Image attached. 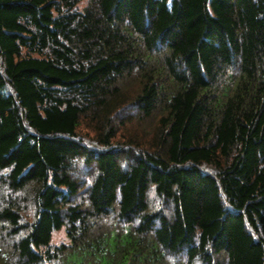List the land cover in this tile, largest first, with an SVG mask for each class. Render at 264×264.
Instances as JSON below:
<instances>
[{"label": "trees", "instance_id": "obj_1", "mask_svg": "<svg viewBox=\"0 0 264 264\" xmlns=\"http://www.w3.org/2000/svg\"><path fill=\"white\" fill-rule=\"evenodd\" d=\"M0 264H264V0H0Z\"/></svg>", "mask_w": 264, "mask_h": 264}, {"label": "rangeland", "instance_id": "obj_2", "mask_svg": "<svg viewBox=\"0 0 264 264\" xmlns=\"http://www.w3.org/2000/svg\"><path fill=\"white\" fill-rule=\"evenodd\" d=\"M145 124H146V122L144 124H140V123L134 122L133 124H129L128 125V129H130L131 132L136 131V132H139V134H143L144 135L145 131H149L148 127L145 126ZM80 135L83 136L85 138V140L89 139L91 136L93 137V133L90 134L84 128L83 125L80 126ZM123 140H125V139H123ZM51 241L54 244H59V243H62V242H66L67 238L65 236L64 230L61 228L60 230L54 231L52 233Z\"/></svg>", "mask_w": 264, "mask_h": 264}]
</instances>
